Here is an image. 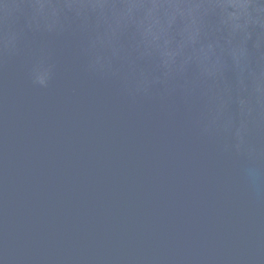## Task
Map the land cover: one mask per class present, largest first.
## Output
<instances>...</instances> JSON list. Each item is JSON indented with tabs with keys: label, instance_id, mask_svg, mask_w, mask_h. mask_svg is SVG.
I'll return each instance as SVG.
<instances>
[{
	"label": "water",
	"instance_id": "obj_1",
	"mask_svg": "<svg viewBox=\"0 0 264 264\" xmlns=\"http://www.w3.org/2000/svg\"><path fill=\"white\" fill-rule=\"evenodd\" d=\"M0 264H264V0H0Z\"/></svg>",
	"mask_w": 264,
	"mask_h": 264
}]
</instances>
